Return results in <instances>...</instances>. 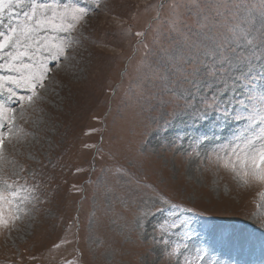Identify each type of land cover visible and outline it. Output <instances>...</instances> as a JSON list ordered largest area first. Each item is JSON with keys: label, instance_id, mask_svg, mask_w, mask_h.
<instances>
[{"label": "rangeland", "instance_id": "1", "mask_svg": "<svg viewBox=\"0 0 264 264\" xmlns=\"http://www.w3.org/2000/svg\"><path fill=\"white\" fill-rule=\"evenodd\" d=\"M86 2L91 11L64 56L37 57L48 66L44 86L10 113L16 131L0 176L26 184L33 198L0 227V264H183L197 249L201 264H264V184L243 185L207 158L247 121L212 136L209 122L172 115L184 102L178 88L168 91L191 71L170 56L206 60L197 46L230 38L228 29L249 19L259 28L264 0ZM253 35L255 45L238 51L255 53L248 83L260 93L264 45ZM173 220L185 223L162 230Z\"/></svg>", "mask_w": 264, "mask_h": 264}, {"label": "snow or ice", "instance_id": "2", "mask_svg": "<svg viewBox=\"0 0 264 264\" xmlns=\"http://www.w3.org/2000/svg\"><path fill=\"white\" fill-rule=\"evenodd\" d=\"M90 11L86 0L70 4H59L56 0L51 3L0 0V27L5 29L0 31V61H3L0 73H5L0 74V159H3L5 140H10L16 131L15 115H10L16 111L13 104L23 107L24 101L31 103L37 86H44L48 66L37 57L47 53L48 60L58 62L72 43L70 33ZM246 23V28L238 25L229 28L230 38L213 41L212 46L202 49L197 46L206 60L199 56L187 60L183 55L170 56L169 60L174 65L191 64V71L182 70V79L172 80V87L168 88L174 95H177L178 88L177 98L184 102L179 112L172 115H191L209 122L212 136L222 134L232 121H247L231 139L207 154L210 162L231 171L243 185L252 182L264 184V91L256 93L248 83L255 53L249 56L238 49L255 45L257 36L253 35L254 32L259 33V40L264 45V9L260 13L259 28L255 27L253 19ZM61 33L69 35L65 37ZM161 78L168 79L167 76ZM17 89L24 90L26 94H18ZM257 121L260 126L254 127ZM208 138L209 133L206 132L201 144L208 143ZM31 191L18 180L9 182L8 178L0 176V227L6 228L21 218L19 213L25 211L21 205L33 198ZM161 203L167 201L162 200ZM148 214L144 211L141 217ZM184 223L183 220H173L161 228L177 229ZM143 224L141 219L140 225ZM184 248L187 249V244ZM179 250L180 245L177 244L172 254ZM204 258V249H197L190 260L186 256L183 264H201Z\"/></svg>", "mask_w": 264, "mask_h": 264}]
</instances>
